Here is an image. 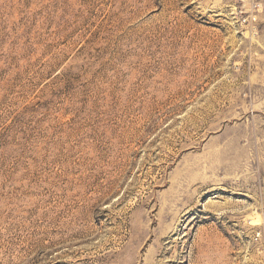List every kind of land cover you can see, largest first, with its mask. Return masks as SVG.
Segmentation results:
<instances>
[{"label": "rangeland", "instance_id": "374dc122", "mask_svg": "<svg viewBox=\"0 0 264 264\" xmlns=\"http://www.w3.org/2000/svg\"><path fill=\"white\" fill-rule=\"evenodd\" d=\"M260 4L0 0V264H264Z\"/></svg>", "mask_w": 264, "mask_h": 264}, {"label": "built area", "instance_id": "2783aa9c", "mask_svg": "<svg viewBox=\"0 0 264 264\" xmlns=\"http://www.w3.org/2000/svg\"><path fill=\"white\" fill-rule=\"evenodd\" d=\"M239 12L236 11L238 21L244 27H250L257 23L261 10L260 0H240ZM259 237H257L258 239Z\"/></svg>", "mask_w": 264, "mask_h": 264}]
</instances>
